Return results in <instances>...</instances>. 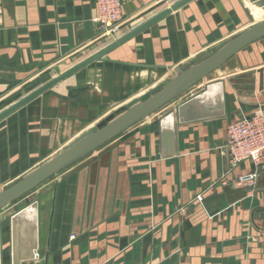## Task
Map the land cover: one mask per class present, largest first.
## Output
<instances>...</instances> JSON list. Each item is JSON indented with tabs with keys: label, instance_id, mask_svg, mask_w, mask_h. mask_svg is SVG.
<instances>
[{
	"label": "crops",
	"instance_id": "1",
	"mask_svg": "<svg viewBox=\"0 0 264 264\" xmlns=\"http://www.w3.org/2000/svg\"><path fill=\"white\" fill-rule=\"evenodd\" d=\"M177 1L122 0L119 37ZM96 16V0H0V113L111 42ZM255 23L245 0H193L65 77L0 121V191ZM213 73L2 208L0 264H264V168L224 150L231 122L264 113V37Z\"/></svg>",
	"mask_w": 264,
	"mask_h": 264
},
{
	"label": "water",
	"instance_id": "2",
	"mask_svg": "<svg viewBox=\"0 0 264 264\" xmlns=\"http://www.w3.org/2000/svg\"><path fill=\"white\" fill-rule=\"evenodd\" d=\"M191 1L193 0H178L171 6L147 19L144 23L138 25L131 31L125 33L116 40L111 41L100 50L86 57L67 70L64 74L54 77L47 83L31 91L13 105L2 111L0 113V121L40 96L65 77L70 76L92 62L103 60L108 53L136 37L138 34L166 18L174 11L179 10ZM246 2L250 4L253 13L264 14V0H246ZM263 37L264 20L251 25L224 42L205 59L193 62L189 67H178L168 78L163 80L161 84L157 85L139 98L132 100L115 113L109 115L96 126L90 128L87 132L72 141L51 159L42 163L39 167L6 189L0 191V210L21 198L46 180L58 175L71 164L79 161L136 124L147 119L152 114L177 99L184 92L191 89L194 85L206 79L211 73L221 67L246 46ZM197 101V99L192 98L179 106L181 121H188L195 118L193 115H190L189 110L196 105Z\"/></svg>",
	"mask_w": 264,
	"mask_h": 264
},
{
	"label": "built area",
	"instance_id": "3",
	"mask_svg": "<svg viewBox=\"0 0 264 264\" xmlns=\"http://www.w3.org/2000/svg\"><path fill=\"white\" fill-rule=\"evenodd\" d=\"M96 7L97 39L116 40L128 21L122 0H96ZM226 135L224 150L231 168L245 161H250L257 169L264 168V113L256 112L231 122ZM257 179L258 171L246 172L239 175L236 184L252 187Z\"/></svg>",
	"mask_w": 264,
	"mask_h": 264
},
{
	"label": "rangeland",
	"instance_id": "4",
	"mask_svg": "<svg viewBox=\"0 0 264 264\" xmlns=\"http://www.w3.org/2000/svg\"><path fill=\"white\" fill-rule=\"evenodd\" d=\"M245 2H246V0H245ZM246 3H247V2H246ZM247 5H248L249 8L251 9L250 4L247 3ZM251 11H252V9H251ZM253 14L256 16V19H257L258 22H261V21L264 20V14H258V13H253ZM212 75H214V73L211 74V76L208 78L209 81H211V80H213V79L216 78V75H214V76H212ZM204 84H205V83H204ZM193 89H194V90H197L196 88H193ZM36 193H37L36 191L31 190V192H29V197H27V198H25V199H22L21 202H19V203H20L19 206L25 204L29 199H32L34 196H36ZM27 194H28V193H27Z\"/></svg>",
	"mask_w": 264,
	"mask_h": 264
}]
</instances>
